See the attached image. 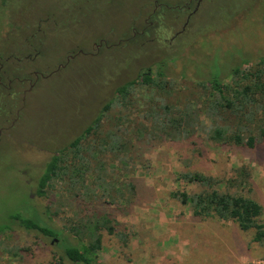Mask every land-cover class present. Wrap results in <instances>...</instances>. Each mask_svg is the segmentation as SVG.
<instances>
[{
    "label": "rangeland",
    "instance_id": "rangeland-1",
    "mask_svg": "<svg viewBox=\"0 0 264 264\" xmlns=\"http://www.w3.org/2000/svg\"><path fill=\"white\" fill-rule=\"evenodd\" d=\"M164 1L163 15L150 19L155 0H0L1 62L11 54L22 57L32 52L28 46L21 47L41 23L48 32L56 22L64 24L47 36L49 68L40 63L43 53L25 64L51 72L66 61L67 51L85 50L77 52L67 68L42 74L28 96L21 121L0 140V226L10 221L13 212L29 210L30 198L39 209H53L52 225L61 228L77 221L76 202L67 211L70 198L61 194L59 185L47 197L38 195L46 163L94 120L119 86L147 67L163 63L176 88L160 96L184 112L192 106L199 122L197 133L202 135L183 144L169 138H140L133 163H127L129 171L120 162L121 179L134 178L138 193L133 196L128 190L124 201L98 206L116 226V234L102 232L100 260L105 264H242L264 256V246L253 241V232L230 221L197 218L189 205L171 197L174 191L200 190L197 184L178 178V172L192 170L215 176L224 189L251 196L264 206V142L250 148L205 140L201 130L211 121L199 85L211 75L224 74L229 80L232 66L255 64L264 56V0H204L181 34L186 16L177 14L175 5L187 0ZM71 2L84 4L81 8L88 11L81 21L69 25L66 12ZM47 16L51 20L41 21ZM146 21L153 23L141 34ZM95 39L107 43L97 45ZM44 46L40 43L39 49ZM147 89L140 95L143 101L159 96L160 92ZM5 94L0 96L3 109V103L10 101ZM58 251L62 253V247L52 238L22 228L0 236V264H58Z\"/></svg>",
    "mask_w": 264,
    "mask_h": 264
},
{
    "label": "trees",
    "instance_id": "trees-1",
    "mask_svg": "<svg viewBox=\"0 0 264 264\" xmlns=\"http://www.w3.org/2000/svg\"><path fill=\"white\" fill-rule=\"evenodd\" d=\"M166 70L165 64L158 63L156 68L147 67L119 86L94 120L70 143L56 149L46 163L38 195L47 197L59 185L61 194L70 198L67 211L76 202L73 214L78 220L61 228L52 225L53 209H39L30 198L29 210L13 212L10 221L0 226V236L22 228L52 238L62 247V253L58 251L59 256H55L58 264H105L99 257L102 232L105 229L116 234V226L109 213L98 210V206L106 208L124 201L128 190L133 196L138 193L134 178L127 182L120 177L122 164L127 169V163L135 159L138 140L169 138L183 144L202 135L197 133L199 122L192 106L184 112L176 103H164L160 96L176 88ZM229 73V80L217 74L199 82L204 111L211 121L201 131L206 133L205 140L218 146L253 148L264 142V56L255 64L232 66ZM146 88L160 92V98L153 94L143 101L140 95ZM178 178L200 188L171 192L172 198L192 208L195 217L230 221L245 232H253V241L264 246L263 204L251 196L224 189L217 177L199 171L183 170L178 172Z\"/></svg>",
    "mask_w": 264,
    "mask_h": 264
},
{
    "label": "flooded vegetation",
    "instance_id": "flooded-vegetation-1",
    "mask_svg": "<svg viewBox=\"0 0 264 264\" xmlns=\"http://www.w3.org/2000/svg\"><path fill=\"white\" fill-rule=\"evenodd\" d=\"M203 1L204 0H187L184 4L175 5V10L177 14L186 16V21L184 25L182 26V29L178 32V34L184 33V31L190 24L191 18H193V16L196 15L199 9L201 8V4ZM155 2H156L155 7L152 13L149 14L150 19L153 17L156 18V16H159V15H163L162 8L165 7L164 5L165 1L155 0ZM71 3H72V7L73 5L75 6L73 8L69 7L66 12L68 14V16L66 17L68 19L69 25L75 24L81 21L86 16L87 11H88V10L82 9L84 4L83 5L74 4V2H71ZM47 13H50V12H47ZM48 20H51V17L49 18L47 16V19H41V21H48ZM152 23H153L152 21H148L140 33L146 34V32L149 31V27L152 25ZM62 25L60 23V26H59V23L56 22V26L53 27L48 32L47 30H43L42 23H41L37 31L32 33L31 36L26 39L27 42L25 46L21 47V49H23L24 47V50H25L26 47L28 46L30 48V51L32 52H28L26 55L22 57L19 55L11 54L10 56H7L5 58V62L0 61V96H2L5 92L6 93L5 95L8 96L10 100L9 101L10 103L8 101L3 103L2 106L5 109L0 107V126H1L0 127V140L1 141H3L2 139L4 136L7 137V135H10V132H12L16 128V126L19 124V122L21 121V118L28 104L27 99L29 100V97L36 90V87L39 83L38 82L39 78L42 76V74L49 75L52 72L60 71L61 69L67 68L69 66L68 61H70V59H72V57L77 52L79 51L81 53L85 52L83 48H80L76 52L75 50L67 51L66 61L64 63L60 62L54 71L47 72L48 71L47 69L49 68L48 66L49 50L47 49V44H46L47 36L50 34L51 31H54L55 29L58 30L59 27L62 28ZM67 26L68 25H65V27ZM134 35H138V33L135 31ZM40 36H42L43 38H40ZM102 42L105 44L107 43V41L103 39H95L94 41V43H96L97 45L102 44ZM40 43L45 45L44 47L46 48L44 50L39 49ZM41 53H43L44 55H40ZM39 55L42 57V59H39L41 65L44 64L46 68L48 67L43 72L40 70V68L32 67L30 64H25L27 62L37 61ZM12 59L14 61H11ZM12 74L15 75L14 78H11L10 75ZM30 75H32V77ZM26 83H28V86H26ZM15 85H17V87Z\"/></svg>",
    "mask_w": 264,
    "mask_h": 264
},
{
    "label": "built area",
    "instance_id": "built-area-1",
    "mask_svg": "<svg viewBox=\"0 0 264 264\" xmlns=\"http://www.w3.org/2000/svg\"><path fill=\"white\" fill-rule=\"evenodd\" d=\"M242 264H264V256L258 258H249Z\"/></svg>",
    "mask_w": 264,
    "mask_h": 264
},
{
    "label": "crops",
    "instance_id": "crops-1",
    "mask_svg": "<svg viewBox=\"0 0 264 264\" xmlns=\"http://www.w3.org/2000/svg\"><path fill=\"white\" fill-rule=\"evenodd\" d=\"M218 235V236H217ZM217 237H221V234H217ZM219 241H222L221 238H218Z\"/></svg>",
    "mask_w": 264,
    "mask_h": 264
}]
</instances>
